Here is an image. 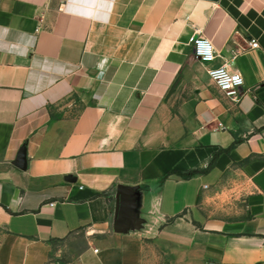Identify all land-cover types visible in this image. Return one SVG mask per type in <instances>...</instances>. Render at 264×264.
<instances>
[{
  "label": "crops",
  "instance_id": "1",
  "mask_svg": "<svg viewBox=\"0 0 264 264\" xmlns=\"http://www.w3.org/2000/svg\"><path fill=\"white\" fill-rule=\"evenodd\" d=\"M263 206L264 0H0V264L264 263Z\"/></svg>",
  "mask_w": 264,
  "mask_h": 264
},
{
  "label": "built area",
  "instance_id": "2",
  "mask_svg": "<svg viewBox=\"0 0 264 264\" xmlns=\"http://www.w3.org/2000/svg\"><path fill=\"white\" fill-rule=\"evenodd\" d=\"M189 44L195 58L202 60H212L214 58V49L209 39L200 35L192 36L189 39ZM249 44L251 48L258 46L255 40H251ZM208 75L221 92L234 101L238 100L240 88L244 82L239 72H233L227 66L222 65L208 69Z\"/></svg>",
  "mask_w": 264,
  "mask_h": 264
},
{
  "label": "rangeland",
  "instance_id": "3",
  "mask_svg": "<svg viewBox=\"0 0 264 264\" xmlns=\"http://www.w3.org/2000/svg\"><path fill=\"white\" fill-rule=\"evenodd\" d=\"M3 232L0 230V239L3 238ZM147 264H179L174 262V257L172 255L171 249L164 247L162 245H158L155 241L150 240L148 253H147ZM180 264H222L217 261L213 260H202L196 259L190 262H184ZM257 264H264V263H257Z\"/></svg>",
  "mask_w": 264,
  "mask_h": 264
},
{
  "label": "water",
  "instance_id": "4",
  "mask_svg": "<svg viewBox=\"0 0 264 264\" xmlns=\"http://www.w3.org/2000/svg\"><path fill=\"white\" fill-rule=\"evenodd\" d=\"M18 161H21V163L23 162V152H20L18 156Z\"/></svg>",
  "mask_w": 264,
  "mask_h": 264
}]
</instances>
